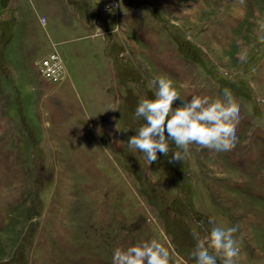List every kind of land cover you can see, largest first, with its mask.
<instances>
[{
    "label": "rangeland",
    "instance_id": "rangeland-1",
    "mask_svg": "<svg viewBox=\"0 0 264 264\" xmlns=\"http://www.w3.org/2000/svg\"><path fill=\"white\" fill-rule=\"evenodd\" d=\"M161 75L186 98L231 93V151L132 152ZM216 226H238L235 264H264V0H0V264H112L151 239L195 264L193 233Z\"/></svg>",
    "mask_w": 264,
    "mask_h": 264
},
{
    "label": "clouds",
    "instance_id": "clouds-1",
    "mask_svg": "<svg viewBox=\"0 0 264 264\" xmlns=\"http://www.w3.org/2000/svg\"><path fill=\"white\" fill-rule=\"evenodd\" d=\"M150 87L155 89L154 98L141 97L135 109V118L144 123L127 140L132 152L142 153L148 166L157 161L158 152L168 156L171 151V160L182 161L192 144L216 152H228L235 147L239 107L228 90H224L223 99L199 95L186 98L162 75L154 77ZM176 101L180 105L173 107ZM109 109L119 111V100ZM117 129L127 131L118 124ZM117 143L124 145L123 141ZM170 143L174 144L173 149ZM237 231L238 226H216L204 235L194 232L196 244L190 258L195 264H235L239 255L234 235ZM170 261L169 249L157 239L116 247L112 255V264H170Z\"/></svg>",
    "mask_w": 264,
    "mask_h": 264
},
{
    "label": "built area",
    "instance_id": "built-area-1",
    "mask_svg": "<svg viewBox=\"0 0 264 264\" xmlns=\"http://www.w3.org/2000/svg\"><path fill=\"white\" fill-rule=\"evenodd\" d=\"M39 71L44 76L56 79L60 77L61 62L57 52H47L42 58L36 60Z\"/></svg>",
    "mask_w": 264,
    "mask_h": 264
},
{
    "label": "crops",
    "instance_id": "crops-1",
    "mask_svg": "<svg viewBox=\"0 0 264 264\" xmlns=\"http://www.w3.org/2000/svg\"><path fill=\"white\" fill-rule=\"evenodd\" d=\"M107 103L106 99H105V95H104V98H103V101H102V105L105 106V104ZM103 108V107H102ZM102 108H99V109H102Z\"/></svg>",
    "mask_w": 264,
    "mask_h": 264
},
{
    "label": "water",
    "instance_id": "water-1",
    "mask_svg": "<svg viewBox=\"0 0 264 264\" xmlns=\"http://www.w3.org/2000/svg\"><path fill=\"white\" fill-rule=\"evenodd\" d=\"M98 25V24H97Z\"/></svg>",
    "mask_w": 264,
    "mask_h": 264
}]
</instances>
